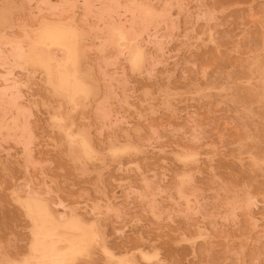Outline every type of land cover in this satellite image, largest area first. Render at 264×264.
Wrapping results in <instances>:
<instances>
[{"label": "rangeland", "instance_id": "obj_1", "mask_svg": "<svg viewBox=\"0 0 264 264\" xmlns=\"http://www.w3.org/2000/svg\"><path fill=\"white\" fill-rule=\"evenodd\" d=\"M47 23L73 98L31 65L66 56ZM31 199L65 264H264V0H0V264H36Z\"/></svg>", "mask_w": 264, "mask_h": 264}, {"label": "bare ground", "instance_id": "obj_2", "mask_svg": "<svg viewBox=\"0 0 264 264\" xmlns=\"http://www.w3.org/2000/svg\"><path fill=\"white\" fill-rule=\"evenodd\" d=\"M45 25V24H44ZM43 25V26H44ZM69 25V24H68ZM42 30L39 32V34L35 35L37 36L35 43L37 45L40 46H46V47H50L51 45H58L64 48L66 56L62 59V60H55L53 59L51 56L46 55L44 56V58H41L39 55L34 54L31 57V65H39L42 66L45 70H47V72L49 73L50 71H52L53 69H55L54 71L57 72V75H59L56 79H57V86H58V90L61 89L62 92L67 91L70 93V96L73 98V95L82 92V83L80 82V80L77 78V71L75 69V64H76V56H75V37L76 36V28L73 26H67V25H63L60 23H47V25H45L44 28H41ZM115 30V29H112ZM122 30V29H121ZM113 32V31H112ZM124 32V31H123ZM36 33V32H35ZM34 33V34H35ZM118 33V32H116ZM118 37H120L122 40L123 39V34L118 33ZM115 36V35H114ZM125 36V35H124ZM127 37V36H126ZM125 38V37H124ZM121 39L119 41H121ZM130 39V38H129ZM117 40V39H116ZM114 40V41H116ZM135 40V39H134ZM133 40V41H134ZM77 41V40H76ZM132 41V40H131ZM126 42V41H125ZM128 42V41H127ZM121 43V42H120ZM124 43V42H123ZM34 44V43H33ZM118 44V42H117ZM133 45V44H132ZM122 46V45H121ZM54 47V46H51ZM58 48V47H57ZM62 48V49H63ZM47 49V48H46ZM136 49V48H135ZM20 50V49H19ZM139 50V49H138ZM23 51V50H20ZM79 52V51H78ZM136 53V51H135ZM134 53V54H135ZM51 54V53H50ZM78 54V53H77ZM131 54H133L131 52ZM17 55V54H16ZM52 55V54H51ZM25 56V55H24ZM53 56V55H52ZM133 57V56H131ZM130 58V57H129ZM142 59V54L141 52H138L134 55L133 60L139 61L138 63H140V60ZM132 60V61H133ZM131 61V62H132ZM25 62V61H24ZM130 62V61H129ZM130 62V63H131ZM134 62V63H135ZM70 63L71 64V69H68L66 67V65ZM55 64V65H54ZM132 65H135L132 63ZM41 68V67H40ZM42 68V69H43ZM43 69V71H44ZM79 72V71H78ZM47 73V74H48ZM55 73V72H54ZM80 74V73H79ZM51 76V75H48ZM47 77V76H46ZM50 78V77H49ZM55 79V80H56ZM51 80V78H50ZM84 80V79H83ZM51 82V81H50ZM54 82V81H53ZM55 85V84H54ZM85 85V84H84ZM56 86V87H57ZM86 86V85H85ZM84 86V87H85ZM54 87V86H53ZM54 87V89L56 88ZM56 89V91H57ZM66 92V93H67ZM68 95V94H67ZM66 95V96H67ZM68 97V96H67ZM69 99V98H68ZM72 100V99H71ZM69 101V100H68ZM61 120V119H60ZM67 133V132H66ZM75 135V134H74ZM69 136H72L69 135ZM70 138H73L70 137ZM75 138V137H74ZM83 138L81 137V141ZM82 144H84V142H80ZM86 143V142H85ZM76 144V143H75ZM79 144V143H78ZM77 145V144H76ZM88 145V144H87ZM84 146V145H81ZM86 146V144H85ZM88 147V146H87ZM84 148L82 147V150ZM90 149V148H88ZM87 149V150H88ZM86 150V151H87ZM85 151V152H86ZM88 153V152H87ZM86 154V153H85ZM90 155V153H89ZM85 157V156H84ZM33 197V196H32ZM30 200V199H29ZM33 199H31L32 201ZM30 201V202H31ZM29 202V203H30ZM29 205V204H28ZM32 205V209L28 210L29 207L26 205L27 210L30 211V213L32 215H36L39 217H42L38 219V221L35 223V228L33 230V241L31 242V249H32V253H35L36 255H33V258H29L31 260L35 259L36 264H65V262L67 263V260H69L72 255H78L75 254L80 250V244H79V240H75V239H71L68 237H60L58 234V231L56 229L55 226V221L53 220V218L49 215V213H47L46 209L42 204H39L35 201H32V203L30 204ZM191 206V205H190ZM26 209V208H25ZM27 214V213H26ZM62 217V216H61ZM60 217V218H61ZM57 218V217H56ZM67 218V217H66ZM69 218V217H68ZM31 219V217H30ZM77 220L79 218H76ZM57 220V219H56ZM59 220V219H58ZM57 220V221H58ZM63 220V219H62ZM61 220V221H62ZM67 220V219H66ZM32 221V220H30ZM58 221V222H61ZM64 221V220H63ZM67 223V225H70L72 227H77V229H82L84 231V237L82 235V237L85 239L84 243L86 242L87 239L91 240V237L95 236L96 234H94L93 229L91 227H83L82 224L80 223V220L78 221H65ZM64 222V223H65ZM94 222V221H93ZM87 223V222H86ZM89 225H92L89 224ZM96 227V226H95ZM33 228V227H32ZM96 231V229H95ZM98 233V232H95ZM70 235V234H69ZM99 238V237H98ZM79 239V238H78ZM82 240V239H81ZM80 240V241H81ZM89 240V242H90ZM95 239H93L94 241ZM83 242V241H82ZM61 243L63 244L62 246ZM81 243V242H80ZM85 247L87 246L86 243L84 244ZM103 246V245H102ZM101 246V247H102ZM30 247V246H29ZM83 248V247H82ZM30 249V248H29ZM102 249H104V247H102ZM101 249V250H102ZM84 251V250H83ZM81 251V252H83ZM104 251V250H103ZM102 251V252H103ZM108 251V250H107ZM106 251V252H107ZM79 252V253H81ZM30 253V252H29ZM87 253V252H85ZM84 254V253H83ZM110 252L107 253V255L109 256ZM30 255V254H29ZM28 255V256H29ZM106 255V256H107ZM111 255V254H110ZM32 256V255H31ZM76 257V256H75ZM27 258V259H28ZM109 259L111 257H108ZM118 258V257H117ZM120 258V257H119ZM122 258V257H121ZM120 258V259H121ZM154 258V257H153ZM26 259V258H25ZM114 260V259H113ZM29 261V260H28ZM74 261V260H73ZM117 261V260H116ZM123 261V260H120ZM70 262V261H69ZM72 262V261H71ZM119 263V262H118ZM22 264H24V262H22ZM73 264V263H72ZM121 264V263H120ZM123 264V263H122Z\"/></svg>", "mask_w": 264, "mask_h": 264}]
</instances>
